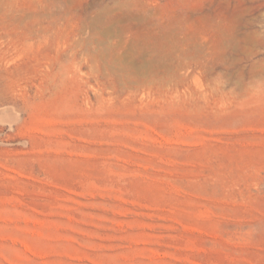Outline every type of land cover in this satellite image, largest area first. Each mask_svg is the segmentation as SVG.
<instances>
[{
    "label": "rangeland",
    "instance_id": "1",
    "mask_svg": "<svg viewBox=\"0 0 264 264\" xmlns=\"http://www.w3.org/2000/svg\"><path fill=\"white\" fill-rule=\"evenodd\" d=\"M0 264H264V0H0Z\"/></svg>",
    "mask_w": 264,
    "mask_h": 264
}]
</instances>
